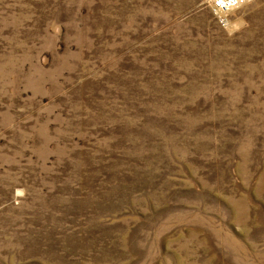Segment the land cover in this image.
<instances>
[{"label":"rangeland","instance_id":"1","mask_svg":"<svg viewBox=\"0 0 264 264\" xmlns=\"http://www.w3.org/2000/svg\"><path fill=\"white\" fill-rule=\"evenodd\" d=\"M0 264H264V0H0Z\"/></svg>","mask_w":264,"mask_h":264},{"label":"built area","instance_id":"2","mask_svg":"<svg viewBox=\"0 0 264 264\" xmlns=\"http://www.w3.org/2000/svg\"><path fill=\"white\" fill-rule=\"evenodd\" d=\"M240 0H211V6L214 11H223L237 4Z\"/></svg>","mask_w":264,"mask_h":264}]
</instances>
